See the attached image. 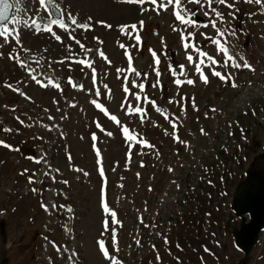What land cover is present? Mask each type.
<instances>
[{"label": "rangeland", "instance_id": "obj_1", "mask_svg": "<svg viewBox=\"0 0 264 264\" xmlns=\"http://www.w3.org/2000/svg\"><path fill=\"white\" fill-rule=\"evenodd\" d=\"M114 1L58 0L75 40L55 25L53 31L62 43L48 32L37 33L22 24H9V28L20 32L30 53L14 40L5 44L0 38L4 53L0 57V140L12 146L0 145V264H111L99 251L101 239L109 256L121 264H241L244 254L234 238L240 218L232 210L233 198L248 169L264 173V3L227 0L234 4L232 9L213 5L224 16L217 27L235 31L234 36L226 34L229 54L241 64V57L246 59L252 71L233 68L231 62L225 67L223 53L211 42L216 29L210 20L215 16L205 15L206 6L183 0L195 12L193 19L201 18L187 26L173 17L171 7L157 14L150 3ZM24 6L35 17L39 7L35 0H24ZM141 7L149 10L141 12ZM68 12L78 23L91 17V29L71 25ZM39 15L47 18L43 11ZM131 24L137 25L135 32H121L120 25ZM189 32L194 33L190 44L219 61L209 66L205 59L201 65L207 84L200 80L195 63L186 59L189 53L194 62L201 59L194 49L183 47L181 33ZM80 44L92 51L86 53ZM13 48L35 69L38 79L47 83L51 77L60 89L33 81L8 59ZM126 50L140 76L129 70ZM78 59L92 63L95 82L92 68L73 62ZM61 60L64 63H58ZM212 67L226 76L231 73L238 87L213 76ZM69 77L77 87L68 82ZM177 78L195 83L177 86ZM6 82L12 88L5 87ZM92 100L115 115L120 125ZM135 107L144 113L129 114ZM123 126L147 144L126 141ZM25 169L27 173L21 175ZM33 173L37 182L29 184ZM32 188L39 191L33 193ZM102 190L118 223L102 208ZM245 264H264V226Z\"/></svg>", "mask_w": 264, "mask_h": 264}, {"label": "snow or ice", "instance_id": "obj_2", "mask_svg": "<svg viewBox=\"0 0 264 264\" xmlns=\"http://www.w3.org/2000/svg\"><path fill=\"white\" fill-rule=\"evenodd\" d=\"M122 3H128V4H133V5H140L143 6L146 3H150L154 6L153 9L157 12V14L160 13L161 10L168 11L169 7L172 8V14L174 15L175 19L179 21L183 25L187 26H193L197 24V21L193 19V16H195L194 11H190L189 9L186 8V6L183 3V0H120ZM248 3H257V4H262L264 3V0H246ZM189 4H196L200 6L201 8H204L205 6L209 9V12H205V15L214 14L215 19L210 20L211 27L216 29V37L211 38V42L216 46L217 50L221 53H223L225 60H224V65L225 67L228 66L229 62H231V66L233 68H246L249 70L254 71L255 69L252 68L251 64L241 57V60H243V63H238L236 59L229 54V48L227 47L228 41H227V35H235V31H229L228 28H225L221 30L220 28L217 27V20H219L221 23H224V16L223 13H221L216 7H214V4H219L223 5L225 7H228L229 9L234 8V4H229L227 0H188ZM35 4H38L39 7L35 8V17L28 15L29 9H27L24 6V0H0V38H3V41L5 44H10L12 40L15 41V44L23 50L25 53H30L31 49L24 47V45L21 42L20 39V32L16 28H9V24L13 25H20L22 24L23 27L28 28V29H33L35 32L40 33V32H48L50 33L54 39L58 42H63L61 39L60 35H57L55 31H53V25L57 26L59 29H63L64 31L68 32L69 38L75 40V36L71 34L69 31L70 25L65 22V11L62 8L61 4L58 2V0H35ZM12 10H15L16 14L10 15V12ZM149 9H145L143 7L140 8L141 12L148 11ZM43 11L47 13V18L41 17L39 14L40 12ZM230 15H234L233 13H230ZM27 17V18H23ZM67 19L70 21L71 25H74L78 29L82 30H90L92 27V24L90 23L92 18L88 17V20L83 23H78L77 17L73 15L71 12L67 13ZM96 23H99L107 28H112L113 25L106 23L105 21H96ZM140 28H143L144 21L140 20L139 21ZM208 25H204V27H207ZM129 29L133 30L134 32L137 30V25L136 24H131V25H120V30L124 34L128 35L129 34ZM173 31H177L176 28H173ZM227 34V35H226ZM194 33L189 32L187 35H184L181 33V40L182 44L185 50H188L189 48L194 49L199 57V62H194V57L192 54H187L186 59L190 63H195V71L199 74L200 80L207 84L209 82L208 76L204 74L203 68L201 65L205 64V59L210 62L209 66L216 65L219 63L214 57H211L208 55V53L202 51L201 49L197 48L195 44H190L188 42L190 37H193ZM11 37V40H10ZM94 39H98L97 37H94ZM134 39L139 43L140 42V36L136 34L134 36ZM77 44L80 42L77 40ZM0 47H3V44H0ZM70 47V46H69ZM81 49H84V45L80 44ZM121 48H125V45L121 44ZM85 52H91L92 49H84ZM152 51V50H150ZM4 55L3 52H0V57ZM99 55L103 57L104 59H107V57L104 56L103 51L99 52ZM152 55L155 58V63L159 64V58L156 56V53L152 51ZM125 56L128 59L129 62V70L133 73H135L136 76H140V73L132 67V57L131 54L126 50L125 51ZM8 59L15 61L21 68L25 69L29 75L31 76V79L35 81L38 85L41 87H48L49 85L60 89V84L58 81L53 80V78L48 77L47 78V83H44L42 80L38 79L37 76L34 74L35 69H32L29 67L28 63L20 58L19 52L13 48L12 51L8 53ZM33 59H35L33 57ZM65 59H69V57H66ZM74 63L85 65L89 68H92V63L86 59H78L74 60ZM36 63H39V61H36ZM58 63H64L63 60L58 61ZM110 63V61H109ZM51 65H49L50 67ZM181 69H183V65L180 66ZM118 72L124 71L123 69H117ZM93 72V82H95V69L92 68ZM211 74L217 78H219L221 81L224 83H229L230 86L233 88H237L238 85L235 82V79L233 78L232 74L229 73L227 76L222 74V72L215 70L214 67H212V72ZM157 75L159 73L157 72ZM173 75L175 76L176 73L175 71L173 72ZM181 75H183V72H181ZM68 82L73 85V87H77V85L72 81L71 77H69ZM135 83V81H133ZM174 83L177 86L182 85L183 83H187L189 85H192L195 83L194 80L192 79H187L186 81L181 80L179 78L174 80ZM154 87L156 85H153ZM5 87L7 88H12L11 84H8L7 82L5 83ZM81 90H83V85H79ZM138 87L142 90L144 88V84H139ZM105 88H107V85H105ZM14 91H19V89H13ZM125 93L129 92V88L127 86H124L123 88ZM23 94V93H21ZM99 91L97 90L96 95H99ZM136 100L139 101L141 99L139 94H136L135 96ZM30 99V98H29ZM145 99H147L145 97ZM96 108L100 109L106 116H109V118L114 121L117 125H120L119 119L115 115H109L108 110L104 108V106L100 103H98L96 100L90 101ZM149 103L155 105V101H148ZM171 102V101H170ZM123 107V105H122ZM215 111V109H212ZM156 111L162 112V109L159 107L156 108ZM131 112L135 113H144V109L141 107H135V108H130L129 114ZM143 119V116H142ZM17 120H19V117H17ZM21 124H23V121H20ZM173 129L175 130V122H172ZM97 127H100L99 123H97ZM4 131L10 132L11 129L5 128ZM201 132L203 133V129H201ZM122 133L124 137L126 138V141L128 142H135V143H144L147 144V141H139L137 139V136L132 134L127 126L122 127ZM109 136L112 135V133H108ZM93 139L95 140V134H93ZM175 139L179 140V137L176 136ZM182 143H186L183 141H180ZM0 145H2L5 148H11V145L6 144L4 141L0 140ZM150 146V145H149ZM97 155H99V150H97ZM70 158V157H69ZM171 171V169H169ZM27 169L24 170V172L21 173V175H24L27 173ZM86 174V173H85ZM100 174L101 176L104 175L103 168L100 169ZM45 175H48V173H45ZM35 174L33 173L32 175L28 176V183L29 184H35L37 181L34 178ZM54 179V177H53ZM42 183V182H41ZM64 184H67L68 181H63ZM31 191L33 193H37L39 190L37 188H32ZM101 203H102V208L104 212L110 213L113 223H118L117 220H115L116 213L114 211H111L108 207V204L104 198V193L102 190V195H101ZM41 207L45 210L48 211V205L41 202ZM56 205L53 204L52 208H55ZM63 207V206H61ZM68 211H71L69 208ZM109 227V221L106 219L104 221V228L107 231ZM103 235V233H102ZM167 242V241H166ZM53 247L56 248V251L59 252L60 248L55 245L54 242H51ZM139 243V241H137ZM99 251L102 253V255L105 257V259H108L111 264H121L120 261H118L115 257L109 256V251L105 246V241L104 240H98L97 241ZM118 251V249H117Z\"/></svg>", "mask_w": 264, "mask_h": 264}, {"label": "water", "instance_id": "obj_3", "mask_svg": "<svg viewBox=\"0 0 264 264\" xmlns=\"http://www.w3.org/2000/svg\"><path fill=\"white\" fill-rule=\"evenodd\" d=\"M233 211L240 217L239 228L234 232L235 242L246 256L264 225V176L261 172L250 170L245 180L239 184ZM242 264H245V258Z\"/></svg>", "mask_w": 264, "mask_h": 264}, {"label": "bare ground", "instance_id": "obj_4", "mask_svg": "<svg viewBox=\"0 0 264 264\" xmlns=\"http://www.w3.org/2000/svg\"><path fill=\"white\" fill-rule=\"evenodd\" d=\"M85 1H88V0H85ZM115 1H116V0H115ZM115 1H114V2H115ZM110 2H111V1H110ZM111 3H112V2H111ZM66 20H68V19H66Z\"/></svg>", "mask_w": 264, "mask_h": 264}]
</instances>
